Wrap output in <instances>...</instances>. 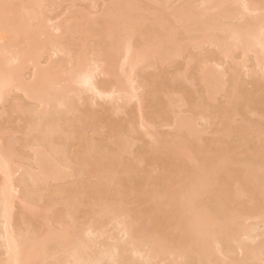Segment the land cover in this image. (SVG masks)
Masks as SVG:
<instances>
[{
    "label": "bare ground",
    "instance_id": "bare-ground-1",
    "mask_svg": "<svg viewBox=\"0 0 264 264\" xmlns=\"http://www.w3.org/2000/svg\"><path fill=\"white\" fill-rule=\"evenodd\" d=\"M0 264H264V0H0Z\"/></svg>",
    "mask_w": 264,
    "mask_h": 264
}]
</instances>
